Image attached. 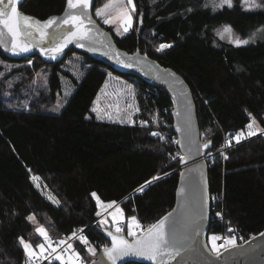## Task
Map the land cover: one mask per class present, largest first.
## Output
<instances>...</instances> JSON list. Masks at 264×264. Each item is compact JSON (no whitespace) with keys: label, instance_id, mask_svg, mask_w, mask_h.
Returning a JSON list of instances; mask_svg holds the SVG:
<instances>
[{"label":"trees","instance_id":"1","mask_svg":"<svg viewBox=\"0 0 264 264\" xmlns=\"http://www.w3.org/2000/svg\"><path fill=\"white\" fill-rule=\"evenodd\" d=\"M108 1L96 0L94 13ZM208 1L134 0L136 26L123 37L97 19L120 48L130 53L139 48L184 77L196 103L202 141L212 142L209 153L219 151L224 134L233 138L236 145L227 159L217 154L208 163L210 195L223 198L219 204L230 225L258 235L264 231V139L237 143L234 136L253 117L264 128V42L217 47L212 30L226 23L243 32L264 26V10L245 12L236 4L214 11ZM65 3L26 0L21 13L43 22L61 13ZM161 44L171 47L158 51ZM75 53L83 56L89 69L83 81L76 82L65 109L55 115L47 109L63 88L64 61L49 65L33 57L16 62L0 50V264H24L28 257L19 239L37 247L44 241L36 231L39 226L60 240L88 227L89 244L78 241L73 250L88 263L96 259L110 245L104 230H114L100 223V208L92 193L103 203L115 202L126 217L136 216L145 230L175 205L181 165L173 162V148L152 135L157 131L155 117L173 123L170 94L121 75L134 85L139 107L136 122L100 121L91 109L111 69L76 51L68 56ZM6 66L15 68L7 72ZM39 72L48 78L42 93L34 80ZM12 92L23 100L34 98L20 108L12 103L15 97H9ZM33 176L39 178L35 183ZM156 176L160 178L145 193L131 196ZM29 216L35 220L29 221ZM216 230L212 226L209 233ZM89 247L96 249L95 256Z\"/></svg>","mask_w":264,"mask_h":264},{"label":"water","instance_id":"2","mask_svg":"<svg viewBox=\"0 0 264 264\" xmlns=\"http://www.w3.org/2000/svg\"><path fill=\"white\" fill-rule=\"evenodd\" d=\"M25 1L20 0V3L17 5L20 13ZM66 5L67 0L63 11L49 18L62 17L66 10ZM95 5L96 0H91L88 11L93 24L96 26L93 35L99 41H102V43L90 45L87 41H82L81 43H84V47L77 46L76 42L70 43L55 59L44 55L40 50L41 46L34 47L31 51L20 54H14L3 45H0V50L6 58L12 61L18 62L27 58L39 57L44 63L49 65L62 63L70 52L76 51L109 67L117 74L133 76L152 87L166 89L174 102L170 113L173 120V133L185 145L192 144L193 146V151L189 155L186 149L181 148L179 145V149L183 155H189V158L187 163L180 162L181 170L176 189L175 205L169 212L172 215L169 216L166 229L170 233L175 232L177 240L183 243L185 250L182 251L181 257H177L176 260L172 261V264H264V235H262L264 231L243 245L223 251L219 256L212 253L206 240L211 214V195L209 165L205 156L212 150L213 146L210 144L206 149L202 147L204 142L201 137L197 107L191 87L181 74L170 67L161 65L157 60L144 55L139 48L134 53L120 48L112 33L98 21L94 13ZM49 32L53 37L55 36L52 29H49ZM118 61L129 63L132 67H125L123 63H119ZM169 72L174 74V77L168 76L167 73ZM196 145L201 146L200 154L195 152ZM194 169L202 170L203 185L200 183L199 172L194 171ZM182 173L183 175H181ZM181 189H183V195L180 194ZM169 213L165 216H168ZM202 214L203 219H201ZM195 228L199 229V235L194 234ZM108 231L110 230H104L103 234L110 242L109 247H111V237L108 236ZM125 238L129 239L127 236ZM94 261L97 264H111L104 256L103 251L90 264H93ZM128 263L152 264V262L146 259L135 256L124 257L117 262V264Z\"/></svg>","mask_w":264,"mask_h":264},{"label":"snow or ice","instance_id":"3","mask_svg":"<svg viewBox=\"0 0 264 264\" xmlns=\"http://www.w3.org/2000/svg\"><path fill=\"white\" fill-rule=\"evenodd\" d=\"M20 3V0H0V45H3L7 50H10L14 54L26 53L31 51L34 47L41 46V52L49 56L51 59H55L60 53L63 52L70 43L76 42L77 46L84 47L82 41H87L90 45L96 43H102L99 41L96 36L93 35L95 30V25L92 22L91 16L89 15V8L91 0H67L66 10L62 17H51L45 22L35 19L34 17L22 14L19 12L17 5ZM127 4L131 5V10L135 11V5L133 0H127ZM243 4L246 8H259L260 4L256 3V0H243ZM227 5L229 8L233 6V0H220L219 4L215 3L213 0V7H223ZM112 4H106L104 9L97 11L96 15L104 18L105 24H110L112 21L106 17V11L112 8ZM122 27L124 32H127L132 26V16L128 12H122ZM49 29H52L55 36L49 32ZM224 33L231 34L232 29L230 27H225L223 33H219L221 38H223ZM117 34H119V29H117ZM10 38V39H9ZM238 46L240 44H246V40L236 39L234 41ZM45 45H50L46 46ZM171 47L170 44H161L158 50ZM94 50V49H93ZM123 63L125 67H132L129 63H124L123 61H118ZM168 76L174 77V74L167 73ZM129 91H131L129 89ZM181 94H183L181 92ZM128 107H132L129 105ZM93 111H98L93 109ZM251 115V114H249ZM98 118H103L99 116ZM111 119V117H109ZM190 121V115H189ZM123 122V121H121ZM129 123L131 119L129 117ZM143 124V122H142ZM257 121L253 117L251 122L246 125L247 133L241 130L234 136V139L237 143L240 142L242 138L252 137L257 135V132H264V128L259 127ZM152 135H159L156 132H153ZM179 144L181 148H185L187 153L190 155L193 151L192 144L185 145L182 141H175ZM212 142L209 140L202 145L203 148H208ZM232 141L229 140L226 147L231 146ZM200 145L195 146V152L200 154ZM189 155H180L179 160L182 163H187ZM227 159V156L224 157ZM198 171L200 175V183L204 184L203 172L202 170L194 169ZM183 175V173L181 174ZM160 177H153L154 180H158ZM39 178L33 176L32 180L35 183ZM151 183V181H147ZM37 188L40 185L36 184ZM146 185L141 186L136 191L142 192ZM181 195H183V189H181ZM93 197L96 198L97 204L102 208L108 209L113 208L115 202L108 204H103L100 201L99 197L95 193H92ZM51 199V197H49ZM206 203V201H205ZM97 215H101L100 212H97ZM112 216L113 222L116 227L114 232L108 231V236L111 237V247L105 245L103 248L104 256L107 258L111 264H117L119 260L128 256H135L139 258L146 259L152 264H172V261L176 260L177 257H181L182 251L185 250L182 242L178 241L175 232H169L166 229V223L168 222L169 216L172 213H169L168 216L163 217L158 222L148 226L145 230L142 228L140 221L136 216H131L128 218L127 222V235L132 237V240L125 238L122 234L124 228L120 226L121 221L124 220L123 210L118 206L115 207V210L110 213ZM29 221H34V216L27 217ZM203 219V214L201 215ZM107 218L101 219L100 223L105 224ZM39 235L43 238L45 242L38 243L37 248L39 252L33 248L30 242H26L23 237L19 239V243L23 246L26 254L31 257L44 258L48 259L49 256L55 254V259L62 261V264H77V261L81 260L79 253L73 250L71 255L65 257L64 252H67L68 249H72L73 245L67 243L64 240H61L58 245L54 246L53 241L48 236V232L44 227H39L36 229ZM231 231V229H229ZM82 232V230H81ZM194 234L199 235V229H194ZM264 235V234H262ZM70 239H79L85 245L89 244L87 237L80 235L77 237L76 233L72 234ZM223 237L212 235L211 240V251L215 252L217 256L220 255L221 247L227 251L229 248L236 247V240L234 238H228L224 245H218L217 241L222 240ZM67 243V248L63 252H58V247ZM50 250V251H49ZM47 252V255L45 253ZM88 252L95 256L96 249L89 247ZM97 264V262H93Z\"/></svg>","mask_w":264,"mask_h":264},{"label":"rangeland","instance_id":"4","mask_svg":"<svg viewBox=\"0 0 264 264\" xmlns=\"http://www.w3.org/2000/svg\"><path fill=\"white\" fill-rule=\"evenodd\" d=\"M216 4L220 3V0H215ZM256 3L260 4L261 7L259 8H246L245 5L243 4V0H233V8L236 4H240L242 9L245 12H250V13H256L258 11L264 10V0H256ZM106 4H112L113 7L108 9L106 11V17L112 21L110 24H105L104 23V18L97 16L96 13L97 11L104 9V6ZM133 4L134 0H133ZM208 4L214 9V11H220L223 10L224 8H229L227 5H224L222 8L221 7H213V0H209ZM131 5L127 4V0H109L107 3H104L95 12V15L98 19L101 20V22L112 29V31L118 36V37H123L125 36L128 32L132 30L135 23V11L131 10ZM128 12L132 16V26L131 28L127 31L124 32L123 27H122V12ZM225 27H230L232 29L231 34L224 33L223 38H221V35L219 33H223V30ZM117 29H119V34H117ZM214 34V45L217 47H220L222 43H227L231 44L236 47H243V46H251L255 45L259 42H264V26H259L254 29L250 30H245L243 31H238L236 30L235 27H233L231 24L226 23V24H217L216 27L213 28L212 30ZM240 39V40H246V44H240L239 46L235 44L234 40ZM160 46L158 47V49ZM165 49V48H164ZM159 51V50H158ZM1 64V61H0ZM9 72L10 70L14 69V66H6ZM20 67V66H18ZM17 67V68H18ZM89 69V65L85 62L83 59V56L80 54H73L68 56L62 66L61 70L64 73H61V82L63 85L62 90L58 93L56 100L53 104H50L47 109V113L51 114H60L66 107L67 103L70 101L72 96L74 95L77 86V83H81L84 79V76L86 75V72ZM68 73V75L66 74ZM108 77L101 88L97 98L95 99L92 107V113L93 115L100 121H106V122H115L119 124H128V125H133L136 121V116L139 113V107L136 101V92L134 90V85L133 82L129 79H126L124 77H121L120 74L115 73L113 70L108 69ZM35 85L37 87H40V93L46 91V83L48 81V78L46 76L45 72H39L35 74ZM129 89L131 91H129ZM13 92L11 93V96L9 97H15L13 96ZM22 98L23 96L20 95ZM21 97H15L13 99V102L17 103V106L20 108H24L29 101L33 100L34 95L31 96L29 100H23ZM129 105H132V107H128ZM97 109L98 111H93V109ZM98 112L99 116L103 117L98 118ZM111 117V119H109ZM129 117L131 119V123H129ZM123 121V122H121ZM103 204H108V203H103ZM117 205H114L113 208H100V219L107 218V222L103 225H110L112 226V229L115 230V223L113 222L112 216L110 215L111 212L115 210V207ZM122 209L121 207H119ZM123 210V209H122ZM124 213V212H123ZM124 214V220L121 221L120 226L124 228L123 234L128 237L127 235V222L128 218ZM138 219V218H137ZM41 227V226H39ZM38 227V228H39ZM39 234V233H38ZM212 236V235H211ZM210 236V237H211ZM129 239H132V237H128ZM45 242V241H43ZM36 252H39V249L37 247H33ZM210 249H211V240H210ZM50 251V250H49ZM73 252L72 249H68L67 252H65V257L68 255H71ZM46 254V253H45ZM28 258H30L27 255ZM95 260V259H94ZM62 262V261H61ZM78 264V263H77Z\"/></svg>","mask_w":264,"mask_h":264},{"label":"built area","instance_id":"5","mask_svg":"<svg viewBox=\"0 0 264 264\" xmlns=\"http://www.w3.org/2000/svg\"><path fill=\"white\" fill-rule=\"evenodd\" d=\"M162 50H164V49H162ZM162 50H159V51H162ZM173 106H171V108H170V113H171V111L173 109ZM165 112H167V111H165ZM154 123H155V125L157 127V131L156 132L159 134V136L161 137L163 142L168 143L174 150V160H173V162H175V161H179L180 162L179 156L183 155V153L179 149V144L175 143V141H178L179 138H178L177 135H175L173 133L172 124H170V121L167 120L165 117H159V116L154 118ZM256 126L257 125H254V127H256ZM243 131L245 133H247V128H245ZM258 137H262L264 139V132H257V135H255V136L242 138L239 143H243V142L258 138ZM229 140L232 141L231 146L226 147L225 145L227 144V142ZM235 145L236 144L233 143V138L229 137L227 134H224V140H223V143H222L219 151H217L216 153H207L206 156H205V159L209 163L211 158L213 156L217 155V154L221 155L224 158L225 156H227L229 150L231 148H233ZM180 170H181V167L179 169V172H180ZM154 181L155 180L152 179L151 183H147V184L144 183L143 185H146V186L144 187L143 191L142 192H137L136 191L138 189L137 188L131 194V196L141 195V194L145 193L147 191L148 187ZM143 185H141V186H143ZM222 201H223L222 197L216 198V196L215 197L213 196V198H211V214H210L209 228H208V231L206 233V240H207V243H208L209 247H210V236L211 235H217V236L223 237L222 240L217 241L218 245H224L226 243L227 239L230 238V237L234 238L236 240V246L243 245V244L247 243L248 241L252 240L253 238H255L257 235H255L253 233L245 234L241 229H237L236 227H234L233 225H230L229 222L225 220L224 212L221 209V205L219 204ZM217 225H219V228H218ZM141 226H142V224H141ZM212 226L214 228L217 227V230L213 231L210 234L209 230L211 229ZM87 228L88 227H84V228L78 229L75 232L77 237H79L80 235L85 236V231L87 230ZM229 229H231V231H229ZM81 230H82V232H81ZM70 237H72V236L65 237L63 240L66 241L67 243L72 244L73 246L78 241H80L79 239H70ZM50 238L53 241L54 246L58 245L59 242L61 241L60 239H58L56 237H50ZM67 243L64 244V245H61L60 247H58V249H57L58 252H63L64 249L67 248ZM223 251H225V250H224L223 247H221L220 253H222ZM212 253L214 255H217L213 251H212ZM64 254H65V252H64ZM45 255H47V252H46ZM54 257H55V254H53L52 256H49L48 259H44L42 257H40V258L31 257V258H27L25 260L24 264H55V263L62 264V262L60 260H56ZM77 263L78 264H90L91 262L88 263L86 260L81 258V260L77 261Z\"/></svg>","mask_w":264,"mask_h":264},{"label":"crops","instance_id":"6","mask_svg":"<svg viewBox=\"0 0 264 264\" xmlns=\"http://www.w3.org/2000/svg\"><path fill=\"white\" fill-rule=\"evenodd\" d=\"M92 110V109H91Z\"/></svg>","mask_w":264,"mask_h":264}]
</instances>
